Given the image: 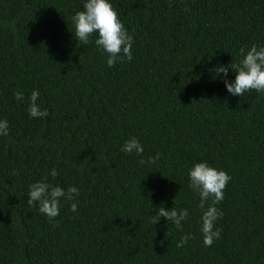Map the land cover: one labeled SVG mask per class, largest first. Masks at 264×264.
Returning a JSON list of instances; mask_svg holds the SVG:
<instances>
[{"label": "trees", "instance_id": "obj_1", "mask_svg": "<svg viewBox=\"0 0 264 264\" xmlns=\"http://www.w3.org/2000/svg\"><path fill=\"white\" fill-rule=\"evenodd\" d=\"M85 2L0 0V264H264V93L232 95L214 74L264 47V0H110L133 36L112 67L98 34L78 46ZM33 90L45 118L29 115ZM133 136L139 156L122 151ZM201 161L231 176L211 247L189 187ZM42 180L79 188L55 221L27 204ZM160 206L187 209L182 228L152 224Z\"/></svg>", "mask_w": 264, "mask_h": 264}, {"label": "clouds", "instance_id": "obj_2", "mask_svg": "<svg viewBox=\"0 0 264 264\" xmlns=\"http://www.w3.org/2000/svg\"><path fill=\"white\" fill-rule=\"evenodd\" d=\"M72 22L75 26V38L79 45L90 43V37L96 33V46L102 52L107 53V66H114L118 60L127 58L131 61L133 36L130 35L118 19L117 11L113 8L110 0H86L82 11H77L72 16ZM239 53L242 59L237 64L230 66L218 65L214 68V74H223L224 83L227 91L236 96H243L246 91L256 90L264 93V47H257L253 44L247 51L241 47ZM229 68L235 73V80L227 79ZM39 90H33L30 97L29 115L32 118H45L48 115L47 109H41L37 103ZM17 101L24 99L22 92H16ZM9 125L7 120H0V136H7ZM122 151L136 155H141L144 151L140 141L131 137L122 145ZM159 159V154L155 157H149L147 161L139 160V164L155 163ZM18 175V171L16 172ZM59 173L55 168L50 175L56 177ZM190 179L189 187L197 192L200 197L198 207L203 209L201 216V233L203 234V244L205 247H211L213 243L220 238L221 229L217 228L216 221L223 216L216 205L224 199V189L231 176L224 170H218L210 166L206 161L196 163L188 172ZM178 194V193H177ZM79 195V188L75 186L68 187L65 191L60 186L49 184L46 180L37 181L29 185L27 204L34 206L37 202L39 211L47 216L50 221L60 213V198L73 200L74 196ZM210 201V203H209ZM78 206L71 204V210L76 212ZM161 217L175 225L176 228H182V222L188 218V210H177L172 207L170 210L163 206L158 208L156 214L152 217V224H156ZM53 226H56L55 224ZM192 238L191 234L184 235L177 243V247H183Z\"/></svg>", "mask_w": 264, "mask_h": 264}]
</instances>
